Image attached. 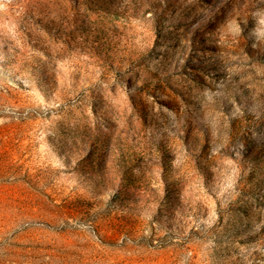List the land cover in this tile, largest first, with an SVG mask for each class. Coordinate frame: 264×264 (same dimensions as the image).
I'll use <instances>...</instances> for the list:
<instances>
[{"label": "rangeland", "instance_id": "374dc122", "mask_svg": "<svg viewBox=\"0 0 264 264\" xmlns=\"http://www.w3.org/2000/svg\"><path fill=\"white\" fill-rule=\"evenodd\" d=\"M0 264H264V0H0Z\"/></svg>", "mask_w": 264, "mask_h": 264}]
</instances>
